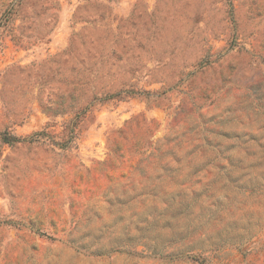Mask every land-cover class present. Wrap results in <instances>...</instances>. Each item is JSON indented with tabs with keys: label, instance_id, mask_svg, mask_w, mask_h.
<instances>
[{
	"label": "rangeland",
	"instance_id": "1",
	"mask_svg": "<svg viewBox=\"0 0 264 264\" xmlns=\"http://www.w3.org/2000/svg\"><path fill=\"white\" fill-rule=\"evenodd\" d=\"M0 264H264V0H0Z\"/></svg>",
	"mask_w": 264,
	"mask_h": 264
},
{
	"label": "trees",
	"instance_id": "2",
	"mask_svg": "<svg viewBox=\"0 0 264 264\" xmlns=\"http://www.w3.org/2000/svg\"><path fill=\"white\" fill-rule=\"evenodd\" d=\"M41 133H36L35 136H39Z\"/></svg>",
	"mask_w": 264,
	"mask_h": 264
}]
</instances>
